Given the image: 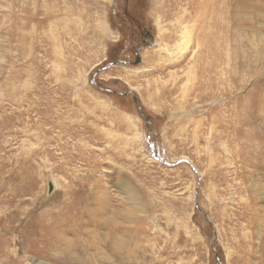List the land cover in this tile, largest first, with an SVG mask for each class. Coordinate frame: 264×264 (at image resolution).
<instances>
[{"label":"rangeland","instance_id":"rangeland-1","mask_svg":"<svg viewBox=\"0 0 264 264\" xmlns=\"http://www.w3.org/2000/svg\"><path fill=\"white\" fill-rule=\"evenodd\" d=\"M0 264H264V0H0Z\"/></svg>","mask_w":264,"mask_h":264},{"label":"bare ground","instance_id":"bare-ground-1","mask_svg":"<svg viewBox=\"0 0 264 264\" xmlns=\"http://www.w3.org/2000/svg\"><path fill=\"white\" fill-rule=\"evenodd\" d=\"M219 2V1H218ZM170 3V2H169ZM226 3V2H225ZM224 3V4H225ZM220 4V3H219ZM217 5H218V3H217ZM226 5V4H225ZM200 8H202V7H200ZM209 8V7H208ZM210 9V8H209ZM218 9V8H217ZM213 11H214V9H213ZM217 12V11H216ZM216 12H214V13H216ZM223 12V11H222ZM200 13V12H199ZM216 14H218V13H216ZM186 25V24H185ZM196 26V25H195ZM185 30V29H184ZM189 36V35H188ZM186 38H190V37H187V36H185ZM211 40H212V38H211ZM189 41V40H188ZM217 64V63H216ZM219 64H220V62H219ZM217 67V66H216ZM214 71V70H213ZM186 81V80H185ZM188 81V80H187ZM186 84V83H185ZM171 89V88H170ZM178 88L175 86V88L173 89V90H177ZM180 89V88H179ZM173 90H172V93H173ZM169 95H171V94H169ZM197 125H198V123H197ZM200 126V125H199ZM201 127V126H200ZM199 128V127H198ZM197 129V128H196ZM198 141V140H197ZM253 158V157H252ZM253 163V162H252Z\"/></svg>","mask_w":264,"mask_h":264}]
</instances>
